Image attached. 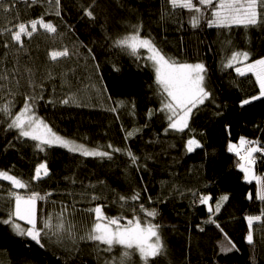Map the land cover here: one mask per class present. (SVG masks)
Wrapping results in <instances>:
<instances>
[{"label": "trees", "instance_id": "trees-1", "mask_svg": "<svg viewBox=\"0 0 264 264\" xmlns=\"http://www.w3.org/2000/svg\"><path fill=\"white\" fill-rule=\"evenodd\" d=\"M11 2L15 8L11 14L0 13V27L9 26L8 21L16 14L27 21L47 13L45 20L58 25L59 30L51 34L41 29L30 39L24 37L20 51L18 46L4 48L9 36L0 35V69L11 71L17 60L20 68L16 74L19 83L10 76L3 82L0 96L7 89L17 93L15 112L22 107L25 94H42L43 99L35 105L36 114L62 137L106 151H112L107 148L109 144L122 150L130 148L140 157L133 166L124 152L113 153L111 160L84 157L59 146L40 152L34 141L17 139L16 130H8L7 118L0 115V139L7 137L0 148V170H11L10 174L31 181L35 167L47 162L49 176L31 181L41 195L51 193L37 201L38 220L66 206V219L83 235L94 220L88 209L96 204L105 205L109 217H124L123 224L133 218L132 208L143 203L159 214L148 218L137 211L135 215L142 223L161 225L166 245V254L152 264H264V226L254 223V243L250 245L245 219L259 215L264 203L256 198V182L246 181L238 167L239 156L227 150L230 142L239 144L240 137L264 143V98L241 107L242 99L258 94L255 77L250 73L241 77L234 68L222 66L234 50L250 51V60L264 56V27L219 29L202 23L194 29L188 24L190 13L172 10L166 0H96L94 21L84 16L81 8L91 0H61L59 17L54 14V3L50 6L46 0L30 7L21 0ZM137 24H142L141 34L150 36L166 55L182 63H203L207 69L206 87L212 97L193 110L189 128L183 133L163 131L167 120L157 111L162 97L150 64L113 46L114 40ZM64 47L72 54L50 61L48 53ZM140 55L146 56V50ZM25 66L35 71V86L28 83ZM70 96L77 97V102L60 103ZM150 109L155 114L149 119ZM135 128L142 131L125 139L127 131ZM192 137L202 147L189 153L186 142ZM255 174L264 177V159L259 156ZM10 187L9 182L0 180V197H6ZM17 191L24 195L29 190ZM134 192L140 193V200L129 201L122 208L117 196L131 197ZM194 193L211 195L213 207L221 196L226 194L229 199L220 212L211 214ZM93 194L101 199L92 201ZM7 212L5 201L0 199V219L7 218ZM210 217L220 228L208 222ZM224 233L236 245L232 252L221 251L227 244ZM42 243L43 248L0 224V264H104L122 252L116 247L112 253L97 254L92 242L80 241L79 250L70 254L47 237ZM131 264H141L138 255L132 256Z\"/></svg>", "mask_w": 264, "mask_h": 264}, {"label": "snow or ice", "instance_id": "snow-or-ice-1", "mask_svg": "<svg viewBox=\"0 0 264 264\" xmlns=\"http://www.w3.org/2000/svg\"><path fill=\"white\" fill-rule=\"evenodd\" d=\"M29 7L33 4L41 2V0H21ZM51 6L55 5V15L61 16V0H46ZM96 0H91L86 7L81 6L84 16L90 20H95L94 6ZM166 4L172 9H183L190 13L188 24L192 28H199L201 24H207L208 27L219 29L232 28L233 26H243L244 28L264 27V0H166ZM15 4L11 0H0V13L11 14ZM167 14V13H166ZM41 14L27 21H21L19 15L13 16V20L8 21L9 26L0 27V35L7 34L9 40L4 42V48L17 47L20 51L24 47V37L32 38L39 30L46 33H58L59 26L50 20H45ZM163 18V16H162ZM15 21V22H14ZM131 31L113 41V46L118 47L121 51L135 57L137 60H145L154 70L155 83L158 86V93L162 97L161 107L157 110L165 114L167 127L163 129L167 134L169 131L183 133L189 128V121L193 110L199 105H203L206 100L212 97L211 91L206 87L207 69L203 63H182L175 58L166 55L160 49L150 36H143L142 24L132 25ZM230 43V42H229ZM84 47H87L86 45ZM146 50L147 55L141 57L140 51ZM91 54V49H88ZM72 53L67 47L62 50H52L48 53L52 62H57L62 58H67ZM6 55V54H5ZM252 53L244 50H234L231 55L226 57L224 68H234L235 72L243 77L247 74H253L255 83L258 85V94L252 95L240 101V106L244 107L255 101L264 98V56L258 59H251ZM95 59V57H92ZM14 66L11 71L7 68L0 69V91L4 90L5 81L16 80V74L20 72L18 67ZM147 66V65H146ZM99 68V65H96ZM114 70H119L115 69ZM24 73H27L28 83L35 86L33 77L36 75L32 67L25 66ZM51 72L47 73L51 78ZM39 87L43 89V84ZM17 93L12 89H7L3 96H0V115L7 118V129L16 130L17 139L27 138L35 142L34 147L44 152L47 147L59 146L67 149L69 152L78 153L84 157H97L112 159L113 153L124 152L130 159L133 166H137L140 157H138L130 148L119 149L113 148L111 144L107 145L112 151L103 150L97 146L89 148L83 143L62 137L41 117L36 114L35 105L38 100L43 99V95L25 94L23 105L19 111H15V97ZM5 97H11L6 99ZM50 103L52 101H49ZM77 102V97L70 96L60 101V103L68 104ZM135 105H133V108ZM115 112L116 108L110 109ZM153 110L147 113L150 119L154 115ZM142 131L135 128L127 131L125 139H129ZM202 145L199 140L194 137L189 138L186 142V151L191 153ZM227 150L239 156L241 163L238 167L244 173V178L249 183L255 181L258 185L256 190V198L264 203V177L255 174V165L257 158L264 159V143L259 139L248 140L240 137L239 144L229 143ZM146 167V165L144 166ZM11 170H0V180L10 183L6 197H0L5 201L8 207L7 218L0 219V224L7 225L17 237H26L35 242L41 248L45 247L42 243L44 237L63 247L69 253L77 252L80 241H90L94 245L97 254L100 252L112 253L116 247H121V255L117 258L112 256L110 260H105L104 264H131V258L134 254L138 255L141 264H152L155 260L162 258L166 254V245L161 234V225L152 222H141V218L135 213L139 211L148 218H155L159 213L156 209L148 210L143 203L137 207H133L134 216L128 219L126 223H121L124 217H109L104 212L105 205L96 204L88 211L94 214V220L91 227L83 235L76 232L75 225L66 219L65 213L68 212L65 206L61 212L53 215L50 214L42 221L37 217V201L44 200L51 193L41 195L31 186V181H39L49 176V168L47 162L39 163L35 167L34 175L31 181H24L16 175L10 174ZM74 182V181H73ZM103 185V181L99 182ZM95 189V185H89ZM28 189L29 191L21 195L19 191ZM146 191V188H145ZM199 195V203L208 206V212L215 214L220 212L223 202L229 199L228 195L221 196L213 207L210 204L211 195ZM92 201L100 200L101 197L95 194L91 195ZM249 199L252 194L249 193ZM151 200V197H148ZM140 200V193L134 192L131 197L123 195L117 196V202L123 208L131 202ZM195 202V201H194ZM247 235L248 244L254 243V223L260 222L264 226V207L260 209L259 215H247ZM18 221L24 222V224ZM209 223L216 224V221L209 218ZM220 228L219 224H216ZM203 231V229H201ZM223 232V229H220ZM227 244L221 248L222 252H232L236 245L224 233ZM71 245V248L68 247Z\"/></svg>", "mask_w": 264, "mask_h": 264}, {"label": "rangeland", "instance_id": "rangeland-1", "mask_svg": "<svg viewBox=\"0 0 264 264\" xmlns=\"http://www.w3.org/2000/svg\"><path fill=\"white\" fill-rule=\"evenodd\" d=\"M190 64H194V63H190ZM254 76V75H253ZM7 139V137L4 139V138H2V139H0V148L3 146V144H4V141L3 140H6ZM91 148V147H90ZM241 163V162H240Z\"/></svg>", "mask_w": 264, "mask_h": 264}]
</instances>
